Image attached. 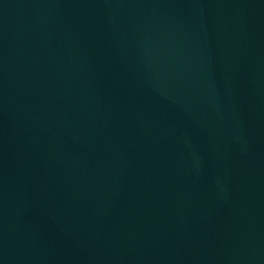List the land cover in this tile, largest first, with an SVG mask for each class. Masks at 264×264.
Wrapping results in <instances>:
<instances>
[{
  "label": "water",
  "instance_id": "water-1",
  "mask_svg": "<svg viewBox=\"0 0 264 264\" xmlns=\"http://www.w3.org/2000/svg\"><path fill=\"white\" fill-rule=\"evenodd\" d=\"M0 264H264V0H0Z\"/></svg>",
  "mask_w": 264,
  "mask_h": 264
}]
</instances>
